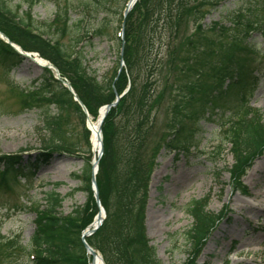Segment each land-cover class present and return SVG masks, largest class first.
Masks as SVG:
<instances>
[{"label": "rangeland", "instance_id": "374dc122", "mask_svg": "<svg viewBox=\"0 0 264 264\" xmlns=\"http://www.w3.org/2000/svg\"><path fill=\"white\" fill-rule=\"evenodd\" d=\"M3 1L17 16L26 19L29 14L38 25L50 22L57 11L54 0L42 1L31 12L26 0ZM124 1L115 0L112 11L107 10L108 16L102 12L87 14L91 23L105 19L111 23L107 32L112 41H115L118 21L116 10ZM71 18L75 22L81 16L73 13ZM194 23L190 19L188 24H183L173 43L176 49L173 54L165 45L158 56L162 62L153 83L158 92L152 105L156 124L150 144L157 164L149 185L146 234L162 264H192L195 250L189 242V231L194 219L188 209L193 201L205 200L209 204L208 213L215 216L216 222L193 263L264 264V148L257 155L241 159L240 165L245 166L237 174L238 148L234 150L231 143L236 144L235 137L221 127L234 118L237 101L220 104L205 115L200 103L222 77L214 76L217 65H224L227 58L234 59L233 42L239 41L241 36L249 37L248 43L252 46L246 49L248 57L244 58L250 61L248 75L256 67L261 70L257 75L264 73V0H220L219 6L210 10L199 23L211 39L202 44L194 37L197 29ZM198 42L201 50L193 52L192 44ZM83 52L89 71L99 80L109 77L116 68V50L106 37L87 44ZM193 67L201 70L195 74L191 71ZM42 73L43 69L29 60L10 71L8 65L0 62V157L17 156L24 165L41 160L34 171L33 186L16 180L12 191L0 189V235L4 237L0 240V264H31L23 250L36 230V216L29 206L31 203L43 206L45 193L55 190L65 198L61 210L64 215L89 204L85 171L91 148L85 125L72 105L69 116L61 122L59 145L52 153L45 149L48 141L39 130L42 111L48 108V101L39 99L38 79ZM189 79L191 87H186L185 81ZM182 93L187 96L183 98ZM36 99L38 103L43 102V109L38 108ZM181 102L183 104L179 105ZM248 102L264 119L262 76ZM50 109L57 113L55 107ZM179 121L182 123L178 124ZM181 125L186 127L187 142L192 144L189 151L177 148V141L171 144L174 150L165 145L171 139V131ZM42 155L49 156L47 161L43 162ZM2 170L3 167L0 172ZM234 175H238L240 188L246 192L235 186ZM230 227L236 229L232 239L227 235ZM11 241H19L21 247Z\"/></svg>", "mask_w": 264, "mask_h": 264}, {"label": "trees", "instance_id": "16d2710c", "mask_svg": "<svg viewBox=\"0 0 264 264\" xmlns=\"http://www.w3.org/2000/svg\"><path fill=\"white\" fill-rule=\"evenodd\" d=\"M42 1L26 0L28 11L31 12ZM114 1L54 0L57 11L53 19L38 25L29 14L23 19L11 11L5 1L0 0V31L24 51L38 53L57 67L62 79L71 84L94 121L103 107L114 103L117 96L128 89L119 104L110 110L102 126L104 155L99 163L96 183L100 203L107 217L101 228L86 242L102 254L106 264H162L150 244L145 225L149 185L157 164L155 150L151 151L150 144L156 124V116H152V105L158 92L153 83L162 62L158 56L165 45L170 54L175 52L173 43L179 37L183 24H188L190 19L197 24L194 37L201 44L210 41L208 32L199 23L210 10L219 6L220 0H139L126 18L123 56L120 34L123 13L129 0H125L116 10L118 21L114 32L115 41L110 39L107 32L112 26L107 19L91 23L87 15L102 12L108 16L107 10L112 11ZM73 13L81 18L73 22ZM105 37L111 42V48L116 50V68L109 77L99 80L89 71L83 49L87 44L92 45L95 40L102 41ZM248 38L241 36L239 41L233 42L236 50L233 53L234 59L227 58L224 65H217L214 76L222 77L200 102L201 112L205 115L210 109L219 108L220 104L228 105L232 100L237 101L234 118L221 126L227 128L225 132H231V137H235L236 144L231 143L234 150L238 148L237 174L245 166L240 165L241 159L257 155L264 148L263 116L258 110L252 109L248 102L261 76L264 78V73L259 72L257 75L261 70L256 67L248 75L250 61L244 59L248 57L246 49L252 48ZM199 42L192 44L193 52L201 50ZM153 54H156L154 58ZM121 59L125 67L119 73ZM24 61L23 57L0 40V62L8 65L9 71ZM199 70L197 67L191 69L195 74ZM38 82L41 92L39 99L48 101V108L42 111V127L39 128L48 141L45 149L52 153L54 147L59 145L61 122L69 116V109L73 106L85 125L87 143L90 145V132L86 129L87 117L72 94L47 69L43 70ZM191 83L192 80H186L185 86L191 87ZM186 96L184 93L183 98ZM38 104L39 107H36L44 108L42 101ZM50 107H55L57 113H53ZM190 116H194L193 111ZM185 134L186 127L177 126L171 131V139L165 145L172 148L173 141H177V148L189 151L192 144L187 142ZM42 156L43 162L47 161L49 156ZM91 159L92 155L85 171L86 192L89 196V204L85 208L64 215L61 210L65 198L55 190L45 193L43 206L33 203L29 206L30 212L36 216V230L29 245L23 247V250L31 264H89L90 256L86 252L82 234L94 222L99 211L92 190ZM40 161L24 165L20 157H0V168L3 167L0 172V189L12 191V184L16 180H24L33 186L36 176L34 171L40 166ZM234 177L236 182L239 180L241 183L238 175ZM240 186H236L238 190L246 192ZM208 206L205 200L193 201L189 205L188 213L194 219V226L189 231V242L195 250L192 264L215 226V216L208 213ZM1 238L4 240L0 235ZM10 243L20 246L19 241Z\"/></svg>", "mask_w": 264, "mask_h": 264}, {"label": "water", "instance_id": "95a60500", "mask_svg": "<svg viewBox=\"0 0 264 264\" xmlns=\"http://www.w3.org/2000/svg\"><path fill=\"white\" fill-rule=\"evenodd\" d=\"M137 1L138 0H130V2L128 3L127 8H126V10L124 12V18H126L128 16V14L134 8V6L137 3ZM124 26H125V21L123 23V29H124ZM0 39L3 40L8 45H10L20 56H22V57H24L26 59H29V60L33 61L34 59L31 56H38L37 54H29V53H26L20 47L17 48L7 38V36L4 35L1 32H0ZM44 62H45L46 65L39 66V67L49 69L53 73L55 79L58 80V81H60V82H62L63 86L70 91V93L73 95L75 101L82 108V110L85 113V115L87 117H89V114H88V111H87L86 107L79 100V98L77 97V95H76L75 91L73 90L72 86L68 82H66V81H64V80L61 79L59 70L54 65H52L51 63H49V62H47L45 60H44ZM121 98H122V96H117V99H116V102L115 103H113L112 105L106 106L102 110L103 111V115L100 117V120H99V129H98V133H97V139L101 143L102 146H101V151H100V153L98 155V160L96 162H93L92 163V169H93L92 185H93L94 196H95L97 205L99 207V212H98V215L95 218L94 223L91 226H89L88 229L83 233V241H84V246H85L86 251L93 258L94 264H95V261L98 260V259L102 262V264H106L105 261H104L103 256L99 252H97L96 250H94L92 247H90L88 245V243L85 241V238L91 237L92 235H94L101 228V226L103 225V223H104V221L106 219V212L103 209V207L101 206L100 199H99V191H98V187H97V183H96V174L98 172L99 162H100V160H101V158L103 156V153H104L103 137H102V124H103L105 118L107 117L109 111L111 110V108L116 107L118 105V103H119V101H120ZM102 111H101V114H102Z\"/></svg>", "mask_w": 264, "mask_h": 264}, {"label": "bare ground", "instance_id": "6f19581e", "mask_svg": "<svg viewBox=\"0 0 264 264\" xmlns=\"http://www.w3.org/2000/svg\"><path fill=\"white\" fill-rule=\"evenodd\" d=\"M17 48H19L17 45H15ZM33 59V61H31L36 67L39 66H44L46 65L45 62L42 59H39L37 56H31ZM103 115V111L101 116ZM99 120L94 121L93 119H91L89 117L88 122H87V129L90 132V136H89V143H90V147H91V152H92V156H93V160L92 162H96L98 160V155L101 151V143L98 141L97 139V133H98V129H99ZM239 184V180L236 182L235 186H237ZM236 229L234 227H230L227 229V235L229 236L230 239L233 238V236L235 235ZM242 253V251H241ZM90 256V255H89ZM89 264H94L93 262V258L92 256H90L89 259ZM95 264H102V262L98 259L95 261Z\"/></svg>", "mask_w": 264, "mask_h": 264}]
</instances>
